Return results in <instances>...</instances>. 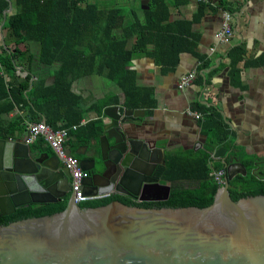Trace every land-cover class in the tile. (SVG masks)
<instances>
[{"label":"trees","instance_id":"obj_1","mask_svg":"<svg viewBox=\"0 0 264 264\" xmlns=\"http://www.w3.org/2000/svg\"><path fill=\"white\" fill-rule=\"evenodd\" d=\"M184 2L188 0H151L142 22L133 9L105 10L87 0H0V26L4 33L0 41V138L13 136L24 124L23 116L10 123L2 120L4 115L15 110L27 112L33 121L44 120L54 130L79 126L85 109L82 98L73 93L72 85L95 72L105 74L123 92L126 108H154L152 91L136 86L131 69L133 60L143 54L152 56L164 72H169L178 67L182 53H193L200 61L196 80L208 82L220 67H216L215 59L197 52L198 43L191 41V29L212 6L199 1L193 21L168 24L170 6ZM221 9L235 14L225 2ZM246 52V44L240 42L226 53L233 85H240L239 65L246 61ZM261 61L260 58L245 64L259 66ZM19 69L26 73L24 78L18 75ZM48 70L54 77L51 86L45 79H35L37 73ZM111 103L104 101L93 109L102 113ZM192 109L203 115L200 127L206 140L199 151L168 153L165 165L157 168L155 177L171 187L167 201L140 203L114 195L82 203L81 207L95 208L120 201L140 208H206L213 204L220 188L213 173H227V163L236 162L244 165L247 176L238 175L230 183L231 198L238 202L250 196L264 195V169L259 168L264 166V158L247 156L235 145L234 134L217 107L202 106L198 102ZM61 122L63 126H59ZM89 129L94 131V138L100 139L102 121L92 122L83 130ZM83 130H71L70 134L79 136ZM67 147L71 145L68 143ZM222 147L228 150L225 163L214 157ZM72 153L79 160L76 150ZM68 202L69 198H66L58 203L21 206L12 215L0 216V226L52 216L65 211Z\"/></svg>","mask_w":264,"mask_h":264},{"label":"water","instance_id":"obj_2","mask_svg":"<svg viewBox=\"0 0 264 264\" xmlns=\"http://www.w3.org/2000/svg\"><path fill=\"white\" fill-rule=\"evenodd\" d=\"M142 113L106 109L100 160L80 161L90 173L83 181L87 195L168 200L171 187L155 177L156 144L142 139L133 123ZM226 152H216L224 163ZM165 162L163 155L161 165ZM226 167V183L206 208H140L113 201L83 209L56 154L38 155L22 140L0 139V216L69 198L63 212L0 226V264H264V195L235 202L230 183L247 170L239 162Z\"/></svg>","mask_w":264,"mask_h":264},{"label":"crops","instance_id":"obj_3","mask_svg":"<svg viewBox=\"0 0 264 264\" xmlns=\"http://www.w3.org/2000/svg\"><path fill=\"white\" fill-rule=\"evenodd\" d=\"M87 1L97 3L105 10L121 8L124 11H130L133 9L142 22L151 2V0ZM199 1L188 0L179 6H170L168 24L184 20L193 21L198 13ZM224 2L231 6L236 16L233 24L234 36L230 43H221L216 39V34L221 30L224 20L225 10L221 9ZM206 4L212 7L207 9L200 21L193 24L191 41L198 43L197 52L199 54L215 59L216 67H220L218 73L210 77L208 82L205 80L202 83L198 79L184 90L178 88L182 76L197 69L200 65L197 56L190 52L182 53L178 67L169 72H164L155 59L148 54L140 55L132 62L131 69L135 75L136 86L140 89L151 90L152 101L156 104L152 109H136L142 110L143 113L136 115L133 123L143 132L142 139L153 141L156 144L158 150L154 152L153 162L160 165L163 155L166 161V155L170 152L199 151L203 148L206 136L200 127L201 119H195L190 113L197 112L202 115L200 111L192 109L198 102L202 106L219 109L234 134L235 145L243 149L247 156L264 158V0H209ZM3 35L0 26V41ZM240 42L246 44L247 52L246 61L239 65L240 85L236 86L233 85L229 75L230 61L226 53ZM260 58L262 64L259 66H246L245 64L246 62L253 63ZM18 75L24 78L26 73L19 69ZM104 75L95 72L73 83L72 91L82 98L85 109L84 118L73 130L74 132L87 128L92 122L102 121L101 139L105 135L104 127L108 122L105 116L106 109L116 106L125 107L123 92ZM35 79H45L48 86L54 83L51 70L37 73ZM104 101L112 103L106 106L102 113L93 109ZM18 116H23L24 124L9 138L22 140L26 144L29 124L36 121L28 117L27 112L20 110L4 115L2 120L10 123ZM63 124L61 122L59 126ZM93 132L89 129V131H81L79 136L70 134L66 142L67 145L68 143L71 145L67 149L76 150L79 162L100 160V139L94 138ZM32 148L38 155L54 156L53 150L44 139H40ZM220 149H225L226 155L228 154L225 147ZM216 152L214 157L223 162ZM160 183L162 184L161 181ZM89 195L95 194L92 192Z\"/></svg>","mask_w":264,"mask_h":264},{"label":"built area","instance_id":"obj_4","mask_svg":"<svg viewBox=\"0 0 264 264\" xmlns=\"http://www.w3.org/2000/svg\"><path fill=\"white\" fill-rule=\"evenodd\" d=\"M204 3H209V0H200ZM236 16L229 12H224V20L221 30L216 34L217 41L221 43H230L234 36L233 24ZM214 51V49H212ZM198 70L195 69L182 76L178 83V88L184 90L194 84L198 78ZM195 119H202V115L197 112H190ZM78 126H73L71 129L54 130L43 121L32 122L29 124L26 144L33 147L40 139L45 142L53 150L62 164L69 170L72 181V192L74 200L77 204L86 203L89 201H98L111 197L110 194L106 195H87L83 188V181L90 176V173L81 168L80 162L73 155L67 153L66 142L70 136L71 130H75ZM213 176L220 187H224L226 183L227 173L225 171L214 172Z\"/></svg>","mask_w":264,"mask_h":264},{"label":"rangeland","instance_id":"obj_5","mask_svg":"<svg viewBox=\"0 0 264 264\" xmlns=\"http://www.w3.org/2000/svg\"><path fill=\"white\" fill-rule=\"evenodd\" d=\"M259 168H262V169H264V166H260Z\"/></svg>","mask_w":264,"mask_h":264}]
</instances>
